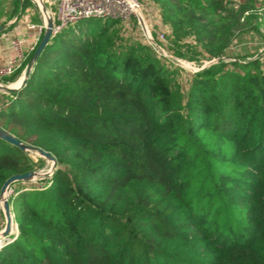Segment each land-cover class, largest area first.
Returning <instances> with one entry per match:
<instances>
[{"label": "trees", "instance_id": "16d2710c", "mask_svg": "<svg viewBox=\"0 0 264 264\" xmlns=\"http://www.w3.org/2000/svg\"><path fill=\"white\" fill-rule=\"evenodd\" d=\"M153 2L175 57L218 63L176 92L168 60L124 50L120 21L52 38L0 106V129L56 160L10 201L18 235L0 264H264V52L222 59L250 17L264 23V0ZM13 7L17 22L35 8ZM36 170L0 139V195Z\"/></svg>", "mask_w": 264, "mask_h": 264}, {"label": "rangeland", "instance_id": "374dc122", "mask_svg": "<svg viewBox=\"0 0 264 264\" xmlns=\"http://www.w3.org/2000/svg\"><path fill=\"white\" fill-rule=\"evenodd\" d=\"M13 0H9L6 3L5 12L3 17H1L0 25L2 24L4 27L5 22H7L13 14ZM143 5V16L145 20V24H147L149 30L152 33L153 39L155 40L157 46L161 47V49L165 52V55L155 48V46H151L145 37L142 26L137 22V20L132 19L130 22L124 24L120 23L115 29V32L118 34V37L121 38L124 50L130 51L132 48L136 46H144L147 45L152 48L150 51V55L148 53H143L148 57H156L168 60L172 66H167L168 76L171 85L174 87L176 92H185L188 88L190 78L192 74L200 72L204 67H209L211 65L218 63L219 60L214 61H204L203 64L200 65L198 62H189L186 59L177 58L174 56V49H171V45L168 39V35L170 34V30L168 27L163 26L161 23L160 17V8L159 5L154 3L153 0H140ZM237 1V0H235ZM30 8V7H29ZM26 15H29L32 22L39 21V15L35 8H30L26 14H24L21 18L24 19ZM259 15V14H258ZM97 19L84 20L80 22V29L84 30L88 27H92L97 23ZM18 23V22H17ZM16 23V24H17ZM104 23L102 20L101 24ZM19 24V23H18ZM257 26H260L257 29ZM158 34H165V42L160 41L158 38ZM235 37L233 40V44L226 50L224 57L222 59L227 62H233L235 60H250L257 58L260 54L264 52V23L261 24V20L258 17L252 16L249 19L247 24L240 26L234 33ZM190 42V40L188 41ZM32 52V51H31ZM30 52V53H31ZM187 49L184 50V54L186 55ZM30 53L26 54L24 62L29 57ZM197 57H200L197 55ZM164 61V60H163ZM23 62V63H24ZM3 65V64H2ZM26 70V69H25ZM25 70L23 71L25 73ZM22 72V73H23ZM24 75V74H23ZM22 77V76H21ZM18 82V81H17ZM15 82V83H17ZM15 83L12 84H4L3 81H0L1 86L12 87ZM4 92L0 89V106L4 104L5 99ZM31 157L33 161L36 163L37 170L40 176H38L37 180L33 183H26L21 186L17 185V189L26 188V187H36L40 188L44 186L42 181L44 179H51L54 174L53 163L49 162L46 159L39 157L38 155L31 153ZM5 227V219L4 215L0 214V232L3 231Z\"/></svg>", "mask_w": 264, "mask_h": 264}, {"label": "built area", "instance_id": "2783aa9c", "mask_svg": "<svg viewBox=\"0 0 264 264\" xmlns=\"http://www.w3.org/2000/svg\"><path fill=\"white\" fill-rule=\"evenodd\" d=\"M24 1V0H22ZM34 7L38 10L41 18V24L27 27L32 30H37L39 33L38 42L42 35L45 34L48 28V21H53L52 38L60 35L76 24L90 19L97 20H115L124 24L130 22L132 19L142 26L147 42L156 49L165 52L161 47L157 46L153 39L152 33L147 24H145L143 16V5L140 0H30ZM160 41L165 42V34H158ZM25 41L15 40L12 42V48L16 52L15 57L9 59L6 64L0 65V79L9 78L21 67L25 59L24 50ZM37 45V44H36ZM25 75V73H24ZM1 86V85H0ZM2 111L0 107V112ZM26 184V183H23ZM25 190H29L26 187ZM18 195L17 185H12L6 191L3 200L10 201ZM3 200H0V214L4 215ZM13 214V213H12ZM14 216V215H13ZM15 223V216H14ZM4 230V229H3ZM3 232V231H2ZM1 233V232H0ZM17 231L7 238L0 236V250L12 243L17 237Z\"/></svg>", "mask_w": 264, "mask_h": 264}, {"label": "water", "instance_id": "95a60500", "mask_svg": "<svg viewBox=\"0 0 264 264\" xmlns=\"http://www.w3.org/2000/svg\"><path fill=\"white\" fill-rule=\"evenodd\" d=\"M142 26L144 27L143 23H142ZM4 30H5L4 27H0V34ZM52 33H53V21H52V19H49L48 28H47L44 36H43V39H42L41 43L39 44L32 60L30 61V63L26 67L24 80H23L20 88L26 83V80L30 76L35 63L37 62L39 57L44 52L45 48L48 46V44L52 40ZM20 88L14 89L12 87L0 86V89L3 92L17 91ZM0 139L9 143L10 145H12L14 147H17L18 149L22 150L23 152L34 153V154L38 155L39 157L46 159L49 162H52L53 167L55 168L56 160L50 153H48L42 149L34 148L30 145L24 144V143L20 142L18 139H16L14 136H12L11 134H9L8 132H6L2 129H0ZM38 176H40V175L36 172L12 176L11 178H9L4 183V185L1 189L0 199L1 200L4 199V196L6 194L7 189L9 187H11L12 185L19 184V183H33L37 180ZM3 208H4L5 227H4L3 232L0 233V236L3 238H7V237L12 236L14 231H17V234H18V226L16 223H14V216L12 214L11 206L7 200H3Z\"/></svg>", "mask_w": 264, "mask_h": 264}, {"label": "crops", "instance_id": "0c3cea01", "mask_svg": "<svg viewBox=\"0 0 264 264\" xmlns=\"http://www.w3.org/2000/svg\"><path fill=\"white\" fill-rule=\"evenodd\" d=\"M8 1L9 0H0V21L5 12L4 6H6V3ZM12 2L14 4V0ZM38 15L39 20L41 21L39 12ZM19 17V15L13 17V14H11L9 20L4 24L5 30L0 35V65L6 64L9 59L15 57L16 52L12 48V42H14L15 40L25 41L24 50L26 54H29L31 51H33L36 44H38V31L29 29V27H27L28 23L35 25L33 24L34 22L31 21L29 15H26L24 19L20 18L18 22L19 24H16ZM0 26L3 25L1 24ZM23 74L24 72L19 76L17 84L15 83L14 85H12V88H19L21 86L25 76Z\"/></svg>", "mask_w": 264, "mask_h": 264}, {"label": "bare ground", "instance_id": "6f19581e", "mask_svg": "<svg viewBox=\"0 0 264 264\" xmlns=\"http://www.w3.org/2000/svg\"><path fill=\"white\" fill-rule=\"evenodd\" d=\"M17 84V83H16ZM22 85V84H21ZM20 88V87H19ZM14 89H18V88H14ZM2 233V232H1Z\"/></svg>", "mask_w": 264, "mask_h": 264}]
</instances>
